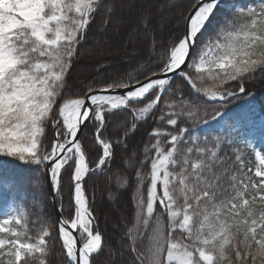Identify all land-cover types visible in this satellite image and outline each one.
Listing matches in <instances>:
<instances>
[{"label":"snow or ice","instance_id":"snow-or-ice-1","mask_svg":"<svg viewBox=\"0 0 264 264\" xmlns=\"http://www.w3.org/2000/svg\"><path fill=\"white\" fill-rule=\"evenodd\" d=\"M133 12L130 32L143 30L148 41L143 71L65 98L68 74L97 14L107 27L113 16ZM181 25L165 35L149 0H0V161L43 165L54 197L62 198L67 176L72 209L65 218L61 202L54 224L30 221L21 197L0 213V264H51L56 239L65 264H96L106 246L112 250L86 180L103 175L117 149L121 163L135 169L120 189L131 186L134 209L120 237L127 241L120 251L130 254L125 264H264V150L251 162L235 150L221 155L237 143L245 119L230 116L225 104L246 94V80L264 75V0H194L179 12ZM211 104L217 107L209 113ZM114 113H130L132 120L112 140L105 136L106 116ZM149 118L154 126L138 153L128 141ZM90 122L101 149L92 167L83 142ZM200 128L208 131L201 136ZM245 143L254 149L251 140ZM0 188L16 199L15 183L0 178ZM108 198L115 202L119 193Z\"/></svg>","mask_w":264,"mask_h":264},{"label":"trees","instance_id":"trees-1","mask_svg":"<svg viewBox=\"0 0 264 264\" xmlns=\"http://www.w3.org/2000/svg\"><path fill=\"white\" fill-rule=\"evenodd\" d=\"M194 0H175L177 5L175 8H171L166 0H153V6L159 7V12L156 14V22L165 29V35L169 31L180 32L183 30L182 25L176 26V18L181 10L187 11ZM242 2L249 3L251 0H242ZM151 4V5H152ZM152 7V6H150ZM170 16L168 18V13ZM225 15H230L225 13ZM136 18L133 16V19ZM217 19H220L218 16ZM118 20L117 16H113L111 21L113 24ZM104 16L97 14L96 19L90 25L87 32V39L79 46V51L76 58L73 61L72 67L67 77V88L65 90V98H76L81 97L89 89L101 88L113 80L124 77L126 78L127 73H133V70L143 71L141 64L146 56V50L148 47V41L144 38L145 33L141 30L138 33L132 34L130 30L132 27H127L129 36L122 43L120 38L121 32L117 31L116 36H111L115 41V45L124 46L123 49L126 51L119 55H106L101 56L98 59H92L90 61H84V57L81 55L85 50L92 46L93 40L96 37H106L107 29L110 28L111 22L104 26ZM136 23V20H134ZM169 21L171 24L169 26ZM97 27V29H95ZM99 27V28H98ZM99 30V31H98ZM94 31V32H93ZM214 28L210 27L209 33H213ZM116 33V32H115ZM160 33L157 32V36ZM139 37L143 38V42H135ZM112 40V39H111ZM114 44V42H113ZM133 44V45H132ZM109 56V57H107ZM138 61L140 63H138ZM81 67H93L88 68L84 72L79 74L82 70ZM235 87V85H233ZM246 94H241L236 98L230 99L224 106V111H227L230 116H244L245 119L242 121L241 127L238 129L236 134L237 143L232 145V149H229L226 145L221 151V155L227 152L232 155V151H238L242 154L246 162L254 161L255 151L258 150L256 142L264 144V131H262V123L259 121V115L264 114V75L256 73V78L245 81ZM168 102H171L169 100ZM139 107L140 105H135ZM217 107L216 104L207 106V111L212 112L213 108ZM168 111V109H165ZM203 114V110L201 111ZM132 120L130 113H114L110 117L106 116V122L108 127L105 130V136L109 139L115 140L121 137L125 128L130 124ZM184 124L192 127L193 124L190 121L185 120ZM154 126L152 118H149L147 123L139 125L138 131L135 135L131 136L128 143L129 146L135 148L139 153L144 142L147 140V133ZM155 126L166 127V124H157ZM172 130V129H168ZM83 142L88 149V160L90 167L94 166L98 160V155L101 149L94 142L95 125L90 122L84 130ZM207 129L200 128L199 134L202 136ZM48 141L51 142L53 138L52 129H47ZM211 135V134H210ZM251 140L254 143V149L249 147L245 141ZM121 151L116 150V158L112 162L111 166L100 176H90L86 180V192L89 198L94 195L95 204L94 211L97 217L100 230L105 234L106 239L111 243L112 250L102 252L98 257H95L96 264H125V261L130 260V254L121 252L120 247L122 244H126L127 241H121V234L125 231L126 226H131L133 221V204L131 202V186L127 187V190L121 191L120 189L125 186L126 180L132 177L133 172L128 170V167L121 163ZM22 162L19 161H0V178H4L8 183H15L18 191L16 192V199L13 200V193L0 188V213L8 210L9 207H16L17 201L21 197H26L22 201V205L25 211L28 213L29 220H35L38 217H42L46 221H50L53 224L56 221L54 211L50 204L47 185L44 179V166L41 165L39 169L21 167ZM149 169H144L147 172ZM37 178V185L34 186L31 181L32 178ZM68 178H64V191L61 197H56L57 205L63 203L64 216L65 218L71 219V206L69 200V188ZM147 181L144 185V191L146 195ZM39 191L40 195L36 200L32 199L33 193ZM109 193H119V199L112 202L108 196ZM122 201V206L120 202ZM121 206V207H117ZM112 208V209H111ZM123 208V209H122ZM105 215L109 218H119L121 221L115 224V227L107 226ZM124 218V219H121ZM127 220V224L123 221ZM30 226H32L30 224ZM35 235V230L32 233ZM53 236H56V232H53ZM51 264H65V261L61 258V247L59 239L55 240V252L49 257Z\"/></svg>","mask_w":264,"mask_h":264},{"label":"rangeland","instance_id":"rangeland-1","mask_svg":"<svg viewBox=\"0 0 264 264\" xmlns=\"http://www.w3.org/2000/svg\"><path fill=\"white\" fill-rule=\"evenodd\" d=\"M152 2H153V0H149V4H150V6H152V7H150L151 11L154 13L159 12L158 11L159 7L156 5L153 6ZM137 15H138L137 12H133L132 14L119 15V16H117L118 20L116 22H114V20H113V24H112V21H111V25L109 26L110 28L107 29V33H106L107 36L106 37L101 36L98 38L96 37V39L93 40L92 46L90 48H88L87 50H85L81 54L84 57V61H90L92 59H98L101 56L119 55V54L124 53L126 51V49H123L124 46L115 45V41L113 40V38H111V36H116L117 31L119 32V30H120L122 35L119 38H120L121 42L123 43L124 40H126V38L130 34L128 32L127 27H130V26L132 27L135 24L134 20H136V18L133 19V16L136 17ZM169 16H170V12L168 13V18H169ZM170 24H171V21H169V26H170ZM95 29H97V27ZM117 29H119V30H117ZM143 41H144L143 38L139 37L137 39V41H135V42L142 43ZM113 42H114V44H113ZM107 57H109V56H107ZM88 68L93 69V67H84V68L81 67L82 70L79 71V74L84 72ZM258 119L261 123H264V114H260ZM256 145H258V150H264V144H260L259 141H257ZM120 205L122 206V201L120 202ZM105 218H106L105 222L107 223V226L109 225L110 227H115V224H117L121 221L119 218H117V220H115V218L111 219L107 215H105ZM121 219H124V218H121Z\"/></svg>","mask_w":264,"mask_h":264},{"label":"water","instance_id":"water-1","mask_svg":"<svg viewBox=\"0 0 264 264\" xmlns=\"http://www.w3.org/2000/svg\"><path fill=\"white\" fill-rule=\"evenodd\" d=\"M47 185V183H46ZM47 192H48V196H49V200H50V204L52 206V209L54 211V215H55V218L57 219V216H58V209H57V202H56V197L54 196H50L49 195V190H48V186H47Z\"/></svg>","mask_w":264,"mask_h":264},{"label":"bare ground","instance_id":"bare-ground-1","mask_svg":"<svg viewBox=\"0 0 264 264\" xmlns=\"http://www.w3.org/2000/svg\"><path fill=\"white\" fill-rule=\"evenodd\" d=\"M117 207H121V206H118V204H117ZM123 209V208H122Z\"/></svg>","mask_w":264,"mask_h":264}]
</instances>
